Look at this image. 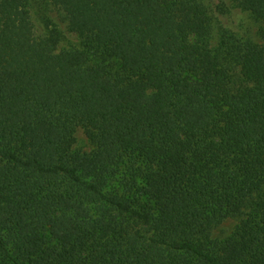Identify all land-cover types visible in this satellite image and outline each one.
I'll use <instances>...</instances> for the list:
<instances>
[{"label": "trees", "instance_id": "trees-1", "mask_svg": "<svg viewBox=\"0 0 264 264\" xmlns=\"http://www.w3.org/2000/svg\"><path fill=\"white\" fill-rule=\"evenodd\" d=\"M35 1L0 0V264H264V0L215 46L201 0H52L61 49Z\"/></svg>", "mask_w": 264, "mask_h": 264}, {"label": "rangeland", "instance_id": "rangeland-1", "mask_svg": "<svg viewBox=\"0 0 264 264\" xmlns=\"http://www.w3.org/2000/svg\"><path fill=\"white\" fill-rule=\"evenodd\" d=\"M209 9L213 17V33L211 38L212 45H217L218 40L223 33L232 34L241 39L252 38L257 41L256 31L257 24L251 18L250 14L239 9L231 0H201ZM31 13L37 35H43L46 25L56 27L60 34L61 40L59 48H83L84 40L68 28V22L62 9L57 7L52 0H45L43 7L35 1L31 5ZM45 10V12H44ZM93 57V56H91ZM94 58V57H93ZM75 148L82 151L90 150V144L81 129L76 132ZM236 222L227 219L221 227L216 229V236L225 235L230 232Z\"/></svg>", "mask_w": 264, "mask_h": 264}]
</instances>
